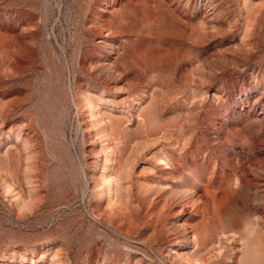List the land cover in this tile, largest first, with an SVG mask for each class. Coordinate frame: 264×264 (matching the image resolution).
Listing matches in <instances>:
<instances>
[{"label":"rangeland","instance_id":"1","mask_svg":"<svg viewBox=\"0 0 264 264\" xmlns=\"http://www.w3.org/2000/svg\"><path fill=\"white\" fill-rule=\"evenodd\" d=\"M0 264H264V0H0Z\"/></svg>","mask_w":264,"mask_h":264}]
</instances>
